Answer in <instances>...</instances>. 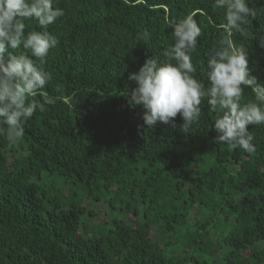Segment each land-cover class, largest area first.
Instances as JSON below:
<instances>
[{"label": "trees", "instance_id": "obj_1", "mask_svg": "<svg viewBox=\"0 0 264 264\" xmlns=\"http://www.w3.org/2000/svg\"><path fill=\"white\" fill-rule=\"evenodd\" d=\"M56 2L65 14L48 31L60 43L44 64L54 78L28 97L55 103L26 123L21 142L0 137V264H264V125L249 127L248 154L214 144L206 100L185 135L143 126V109L125 97L128 75L162 61L172 25L189 14L202 28L201 77L223 11L214 0ZM254 6V35L233 39L264 84V0ZM29 30L42 29L29 20ZM253 98L245 89V102ZM92 203L109 215L90 221L100 215Z\"/></svg>", "mask_w": 264, "mask_h": 264}, {"label": "clouds", "instance_id": "obj_2", "mask_svg": "<svg viewBox=\"0 0 264 264\" xmlns=\"http://www.w3.org/2000/svg\"><path fill=\"white\" fill-rule=\"evenodd\" d=\"M254 5L255 0H214V8L224 13L225 23L218 26L223 37L209 49L199 78L193 56L202 28L192 14L172 25L174 42L161 52L164 59L148 58L128 75L135 87L125 97L131 107L143 109V126L171 125L188 135L200 123L206 100L217 113L209 125L214 144L255 153L249 127L264 125V84L250 74L249 49L233 39L254 35L251 22L261 11ZM64 14L56 0H0V137L10 144L23 140L25 125L37 111L43 113L55 103L46 93L43 100L28 97H35L54 78L44 64L60 41L48 28ZM29 20L42 30L26 31ZM258 46L264 49V37H259ZM245 89L254 93L252 100L245 102Z\"/></svg>", "mask_w": 264, "mask_h": 264}, {"label": "rangeland", "instance_id": "obj_3", "mask_svg": "<svg viewBox=\"0 0 264 264\" xmlns=\"http://www.w3.org/2000/svg\"><path fill=\"white\" fill-rule=\"evenodd\" d=\"M94 204H97V203H92L91 205H94ZM94 206H96V208L99 210V212H100V215H98V216H96V217H93V218H91L90 219V221H92L93 223H96V222H98L100 219H102L104 216L103 215H109L108 213V211H106V208H103L102 206H99V205H94ZM88 208L89 209H91L92 210V206H88ZM93 208H95V207H93ZM96 208L94 209V210H92V211H97L96 210ZM103 214V215H102ZM128 215L126 216V217H123V219L125 220V221H127L128 220ZM133 217L132 216H130V218L129 219H132Z\"/></svg>", "mask_w": 264, "mask_h": 264}]
</instances>
